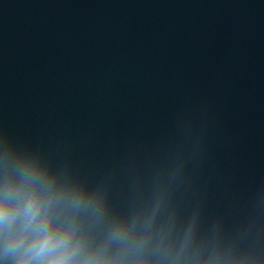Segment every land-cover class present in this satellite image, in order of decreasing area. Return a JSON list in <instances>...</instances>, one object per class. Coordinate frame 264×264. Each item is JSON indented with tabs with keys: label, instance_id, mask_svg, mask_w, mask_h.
<instances>
[{
	"label": "water",
	"instance_id": "95a60500",
	"mask_svg": "<svg viewBox=\"0 0 264 264\" xmlns=\"http://www.w3.org/2000/svg\"><path fill=\"white\" fill-rule=\"evenodd\" d=\"M21 157L102 199L90 249L155 210L191 258L264 264V0H0V168Z\"/></svg>",
	"mask_w": 264,
	"mask_h": 264
},
{
	"label": "clouds",
	"instance_id": "9594fccd",
	"mask_svg": "<svg viewBox=\"0 0 264 264\" xmlns=\"http://www.w3.org/2000/svg\"><path fill=\"white\" fill-rule=\"evenodd\" d=\"M104 204L60 179L30 157L0 168V259L4 264H219L212 255L191 258V230L178 241L158 229L155 210L129 221H114L102 249H90L81 218L103 219ZM115 248L116 253H105Z\"/></svg>",
	"mask_w": 264,
	"mask_h": 264
}]
</instances>
